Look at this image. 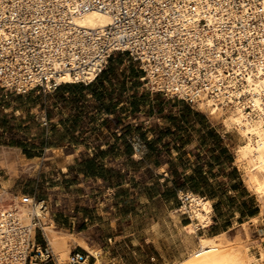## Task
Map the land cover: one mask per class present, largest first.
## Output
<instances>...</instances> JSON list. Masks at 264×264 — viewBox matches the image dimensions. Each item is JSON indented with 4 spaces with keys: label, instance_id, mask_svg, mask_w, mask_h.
<instances>
[{
    "label": "rangeland",
    "instance_id": "obj_1",
    "mask_svg": "<svg viewBox=\"0 0 264 264\" xmlns=\"http://www.w3.org/2000/svg\"><path fill=\"white\" fill-rule=\"evenodd\" d=\"M129 61L131 59L128 54L120 53L111 61L108 68L110 74L105 82L108 84V79H112L113 95L107 92L104 96L105 107L112 105L111 98L129 102V97L133 94L141 107H147L149 88L142 85L137 88L138 85H134L139 81L134 77L141 73V69L138 62ZM72 85L74 86L71 89L64 88L59 93L53 90L46 96L38 90L18 93L0 85V150L12 149L20 157V168L16 175L0 164V183L3 180L12 181L10 189L12 196L32 194L46 199L51 216L59 227L82 233L95 245L97 242L101 244L108 242V251L109 247H114L116 255L112 254L114 251L109 253L103 251L102 264L173 263L183 259L198 247L199 236L214 234L220 230H226L233 237L240 235L244 240L247 239V243L250 241L248 245L251 253L257 258L256 263L264 264L263 201L246 183L245 166L238 163V174L234 173L228 156L220 149L228 141L237 157L238 147L245 143L237 129L226 127L223 117L215 118L206 112L205 122L215 120L217 123L215 128L221 133L229 129L225 134L227 140L205 137L202 125L197 123L189 136L184 133L186 137L184 146L182 144L177 146V142H181L177 135L173 134L165 136L169 147L161 142L160 150L171 155L178 153L181 159L187 161L186 168L178 163L180 169L195 171L196 165L201 172H206L207 184L199 181L197 176L191 180L190 175L188 176L190 180L185 182L184 178L178 176L177 181L181 185L185 184L186 189L183 192H172L168 197L169 201L163 196L158 197L160 188L150 190L154 186L149 185L152 181L149 174L141 177L143 178L141 185L134 187L130 176H127L130 186L126 190H110L107 184L96 177L86 175L85 172L92 169L88 164V161L92 160L88 154L84 152L76 157L71 150L70 144H79L82 137L86 139L90 134L104 135L107 132L106 125L100 124L105 118H97L96 128H93V125L89 126L91 116L86 113H83L82 117L74 118L77 115L78 101L71 99L72 103L65 104V98L66 96L71 98L72 92L76 96L87 95L89 86L85 83ZM153 99L155 103L164 105L167 97L155 92ZM181 101L182 104L185 102L184 99ZM46 102L48 107H44ZM58 104L61 107H53ZM163 108L170 112V107ZM179 109L181 107H176L172 111L178 113ZM164 115L160 113V120L163 121ZM146 135L158 138L161 133L157 130L152 134L146 132ZM168 139L171 140L168 142ZM214 148L216 154L212 151ZM22 152L27 158L21 155ZM216 155L221 157L222 165L218 160L217 162L214 160L213 157ZM192 158L195 162L191 164L188 160ZM96 163L114 165L107 168L111 169L108 173L110 183H113V179L117 180L120 163L122 168L133 172L139 168L137 160L133 159L116 163L105 158L99 159ZM96 166L99 167L97 164ZM131 179L135 180L137 177L133 176ZM190 191L195 193L197 191L198 194L212 199L214 206L213 223L194 232L189 226L186 227V221L192 223V219L186 209L181 208L184 205L181 196ZM4 202L8 205L13 200L7 199ZM253 213L255 214L252 215ZM76 247L84 250L81 246Z\"/></svg>",
    "mask_w": 264,
    "mask_h": 264
},
{
    "label": "built area",
    "instance_id": "obj_2",
    "mask_svg": "<svg viewBox=\"0 0 264 264\" xmlns=\"http://www.w3.org/2000/svg\"><path fill=\"white\" fill-rule=\"evenodd\" d=\"M251 2L210 0L214 5L210 22L204 12L198 19L194 15V6L204 0H88L85 10L95 8L113 16L106 27L88 28L75 21L78 7L63 0H0V85L27 93L56 90L66 83L89 84L120 53L139 63L145 86L195 104L218 90L210 86V77L250 46L254 31L262 27L264 10L260 4L255 10ZM212 36L218 38L208 44ZM134 147L142 151L141 141ZM31 195L24 194L23 202ZM186 195L181 196L183 203ZM33 197L43 211H50L46 199ZM42 223L37 214L31 224L12 213L0 216L12 239L0 246V256L24 264H60ZM94 259L75 247L65 264H96Z\"/></svg>",
    "mask_w": 264,
    "mask_h": 264
},
{
    "label": "bare ground",
    "instance_id": "obj_3",
    "mask_svg": "<svg viewBox=\"0 0 264 264\" xmlns=\"http://www.w3.org/2000/svg\"><path fill=\"white\" fill-rule=\"evenodd\" d=\"M63 1L78 7L75 21L80 26L103 28L113 22V16L108 12L95 8L85 10L84 4L88 0ZM251 3L255 10L258 4L264 10V0H252ZM213 8L210 0H204L203 5L194 6L195 18H200L204 12L212 22L214 18L210 14H213ZM261 24L262 27L254 31L250 46L240 51L229 66L219 69L210 77V86L218 87V90L211 95L201 96L195 101V105L215 118L223 117L226 127H234L239 131L245 143L237 149L236 162L245 166V181L261 197L264 204V19ZM215 38L218 37H210L208 44H212ZM250 54L253 58L249 57ZM63 80H69V76ZM11 150L4 148L0 150V164L16 175L20 168V157ZM11 184V180H3L0 183V216L5 218L6 214L12 213L24 224H31L32 216L39 215L43 221L45 239L60 264H65L70 259L71 252L76 246H81L95 257L96 264H102L103 249L99 247L100 245L90 243L82 233L59 227L51 212L43 211L41 203L36 204L33 195L28 198L29 202H23L24 194L12 196ZM7 199L13 202L5 205L4 201ZM181 208L190 214L192 223L188 226L193 232L199 228L205 229L213 223V202L208 197L190 191ZM8 235L9 227L0 224V246L12 242ZM35 236L32 227L30 237L34 240ZM248 243L247 239L244 240L240 235L230 236L226 230L216 234H204L199 236V245L196 249L183 259L168 264H258ZM0 264L24 263L0 256Z\"/></svg>",
    "mask_w": 264,
    "mask_h": 264
},
{
    "label": "crops",
    "instance_id": "obj_4",
    "mask_svg": "<svg viewBox=\"0 0 264 264\" xmlns=\"http://www.w3.org/2000/svg\"><path fill=\"white\" fill-rule=\"evenodd\" d=\"M113 58L111 59V61ZM110 61V64H111ZM133 61V60H131ZM129 61V63H131ZM135 62V61H133ZM109 64V65H110ZM112 66H110L111 68ZM109 68V66H108ZM108 68L94 81H92L89 84H86L88 87L89 94L87 95H79L76 96L74 92L71 93V98L66 96L64 103H72L71 99L73 101H78V105L76 106V112L77 115L75 117H82L83 113H86L91 116V124L89 126L93 125V128L97 127V118H105L103 119L101 125H106V134L104 135H88L86 139L83 137L81 138V142L77 145H71V150L73 151L74 155L76 157L80 156L82 153H87L89 158L97 162L99 159H105L108 160H114L116 163H119V161H126L129 159L137 160V165L139 168H137L134 172L122 168L121 163L118 165V175L117 180L115 181L113 179V183H110V179L108 176V173L111 171V169L107 170V168H111L112 163L109 164H102V163H96L99 167H102V170H97L98 172L102 173V177L94 176L99 181L107 184L108 188L110 190L119 191V190H126L128 188L129 183L127 176H130V181L133 183V186L136 187L137 185L143 184V178L146 174H149L152 178V181L149 183L150 186H154L150 188V190L158 189L160 190L159 196H163L166 198V201H169V195L173 192L176 193L177 191H184L185 184H180L177 181L178 176H181L183 181L190 180V175L196 176V169L197 166L195 165V171L193 170H185L180 169L178 167V163L182 164L184 168H186L187 162L186 160L181 159L180 155L178 153H175L171 155V153L160 150L161 142L164 144V146L167 145L169 147V144L166 143L165 136L169 134L177 135V139L180 140L181 143L177 142V146H184L186 144L185 135L186 132L188 136L191 133V130L193 127L186 125V129L177 130V127L174 125L170 117L173 116H179L180 115V109L178 113H175L172 111L176 107H185L189 106L195 109L196 111L206 114L205 111H202L198 109V107L195 104H191L187 101H183L182 104L181 99L176 97H169L166 96L162 92H158L155 90H152L145 87V73L141 69L140 74H136L134 78L138 79L139 81H136L137 83L134 85H138L137 88H140L139 85H142V87L147 88L149 96V102H147V107H141L139 105V101H137V97L133 94L132 97H129V102H123L117 98H111L110 101L113 102L111 106L105 107L104 105V96L107 95V92L112 96L113 92V81L112 79H108L109 83L107 84L105 82V79L109 77L110 71ZM72 85L73 83H66ZM61 85L56 89V93L61 92L64 89V85ZM74 86V85H72ZM134 86V87H135ZM71 89V88H69ZM38 90L41 94H44L45 96L51 92H43L40 89H34ZM33 91V90H31ZM53 91V90H52ZM55 91V90H54ZM72 91V90H71ZM30 92V91H29ZM161 93L163 96L167 97L166 103L164 105H159L155 103L153 100V94L154 93ZM126 104L127 106L125 107ZM93 106V107H91ZM44 107H48L47 102ZM53 107H61L60 104L53 106ZM163 107H170V112L167 111ZM56 108V109H57ZM161 114H165L163 117V121L160 120L159 116ZM47 117V114L45 115ZM206 116V115H205ZM199 123V122H198ZM99 124V125H100ZM209 126H207L206 129L215 128L217 126V123L215 120H209L207 122ZM201 125V124H200ZM95 126V127H94ZM197 126V124H196ZM159 127V128H158ZM165 128V129H164ZM206 129L202 127L203 132H206ZM216 129V128H215ZM157 130L161 133L160 137L158 138H150L146 135L147 133H156ZM164 130V131H163ZM217 133L220 134L221 138L227 140V137L225 134L229 132V129H225L223 133L221 131L216 130ZM129 134H131L129 136ZM176 138V137H175ZM139 140L142 143V151L136 152V149L134 147L135 142ZM171 139H168V142ZM174 142V140H173ZM158 143V144H157ZM229 149V155L233 156V160L229 161L230 166L232 168H238L237 162H236V155L231 149V145L226 141L225 146ZM195 148V145H194ZM220 148V149H221ZM180 149V148H178ZM60 150L64 151L63 148H60ZM200 149L198 148L197 151ZM216 154V152H214ZM22 156L23 152L21 153ZM26 156V155H25ZM27 158V156H26ZM214 160L220 163L222 165V160L218 159L216 156L213 157ZM230 160V159H229ZM189 163L195 162V159L188 160ZM199 163V161H197ZM188 163V164H189ZM197 163V164H198ZM183 168V167H182ZM115 172V171H114ZM188 174V175H187ZM203 174H206V172H203ZM88 176V175H87ZM137 179H131V178ZM140 178V179H139ZM186 178V179H185ZM176 191V192H175ZM207 197V196H205ZM212 200V199H211ZM213 202V200H212ZM214 210V206H213ZM213 219V215H212ZM187 220H190V218H187ZM214 221V219H213ZM190 221H186V227L190 225ZM225 230H220L215 233H220ZM214 233V234H215ZM110 241H112V238H110ZM97 245L103 249L104 252H111L114 251V247H109V251L107 248L108 242H103L102 244L100 242H97ZM111 254V253H110ZM113 255H116V251L112 253ZM95 259H93L94 261Z\"/></svg>",
    "mask_w": 264,
    "mask_h": 264
},
{
    "label": "trees",
    "instance_id": "obj_5",
    "mask_svg": "<svg viewBox=\"0 0 264 264\" xmlns=\"http://www.w3.org/2000/svg\"><path fill=\"white\" fill-rule=\"evenodd\" d=\"M111 70H112V67H111ZM63 87L64 88H71L72 85L66 84ZM170 118H171L172 122L174 123V125L177 127V130H181V129H186L187 130V127H185L186 125H189V126L193 127V129H195L196 128V124L198 122L202 125V127L204 129H206L207 126H209L207 124L208 121L205 122L207 120L206 116L204 114L196 111L192 107H189V106L181 107L180 115L179 116H173V117H170ZM205 134H206L205 137L211 136V137H214V138L221 139L220 134L216 132L215 128L208 129V131H206ZM221 150H222V152L224 154H226L228 156V158L230 159L229 161L233 160V156L229 155V149L227 147H223V148H221ZM212 151L216 152V149L214 148ZM216 157L218 159H221L220 156L216 155ZM88 164H90L92 166V169L86 171L85 172L86 175H94V176H99V177L103 176L102 173L97 171V170H102L103 168L102 167H97L96 166V162L94 160L88 161ZM195 173H196V176L198 177L199 181H203V182H205L207 184L208 178L206 177L205 174H203V172L200 171L199 168L196 169ZM234 173L238 174L237 168H234ZM196 176L193 174L191 176V180L196 179ZM240 181H242L241 178H240ZM196 193H197V191H196ZM202 196H204V195H202ZM254 214L255 213H253L252 215H254Z\"/></svg>",
    "mask_w": 264,
    "mask_h": 264
}]
</instances>
